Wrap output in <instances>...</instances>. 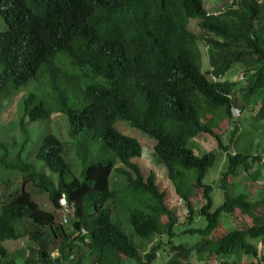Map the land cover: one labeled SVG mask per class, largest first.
<instances>
[{
    "label": "trees",
    "instance_id": "obj_1",
    "mask_svg": "<svg viewBox=\"0 0 264 264\" xmlns=\"http://www.w3.org/2000/svg\"><path fill=\"white\" fill-rule=\"evenodd\" d=\"M206 1L0 0L5 21L0 30V101L12 100L22 87L48 75L55 98L48 103L30 94L17 127L26 143L31 125L58 111L66 119L68 137L63 141L61 131L58 137L46 135L33 162L19 155L18 163L7 166L6 154L1 160L5 167L19 169L22 178L20 188L2 202L0 264H17L5 243L24 240L30 256L24 264H62L70 256V264H153L159 257L167 258V264H190L192 257L204 255L206 264L219 259V264H240L242 256L248 264H264L250 242L264 238V219L253 215L256 206L264 207V197L256 194L259 200H250L253 185L249 193L239 194L225 185L231 180L230 189L237 191V169L249 173L250 161L259 160L229 153L238 128L225 124L234 122V109L242 116L249 105L258 106L255 118L264 121V0H221L224 8L218 16L208 14ZM191 20H199L201 37L190 31ZM200 41L217 49L209 57L211 72L202 71ZM60 57L68 61L63 72ZM236 65L242 67L240 82L224 81ZM75 69L79 74L72 73ZM82 81L94 83L83 87ZM117 122L155 141L154 152L167 169L171 189L186 202L187 222L194 215L207 222L204 229L184 232L199 234V242L173 244L178 218L169 192L159 189L154 171L144 173L136 161L143 154L140 141L119 132ZM220 130L227 132L229 145ZM202 134L214 137L228 153L220 179L223 202L216 209L214 188L204 183L216 154L200 157L191 148ZM96 145L101 157L82 162L75 175L67 148L83 156ZM0 147L7 148L4 143ZM115 172L127 181L118 191L110 189ZM245 180L243 186L249 182ZM29 184L48 195L55 211L66 198L76 210L69 229L39 206L27 191ZM196 202L202 204L198 210ZM226 215L248 217L251 224L221 230ZM115 217L140 239L155 237L157 243L143 252ZM84 227L88 243L79 236ZM53 252L58 253L55 260Z\"/></svg>",
    "mask_w": 264,
    "mask_h": 264
},
{
    "label": "rangeland",
    "instance_id": "obj_2",
    "mask_svg": "<svg viewBox=\"0 0 264 264\" xmlns=\"http://www.w3.org/2000/svg\"><path fill=\"white\" fill-rule=\"evenodd\" d=\"M221 0H207L206 1V7L208 12H215L218 13L222 9V2ZM4 20L2 16L0 15V30L4 28ZM199 20H191L189 29L191 32L196 34L197 36L201 37L202 34L198 27ZM200 50L202 54V71L206 72L208 71V68L210 67L209 64V57L217 52L216 47L207 46L202 41L199 42ZM59 64H62V72L64 69H69L67 67L68 61L64 57H60ZM242 67L241 65L233 66L232 69L229 71V73L224 77V81H230V82H240L239 79H237V74L239 71H241ZM73 74H79V70L72 71ZM240 73V72H239ZM246 79V77H245ZM81 86L85 87L87 84L94 83L92 81H82ZM61 87H65V83L63 81H60L59 84ZM72 90V87H68V91L70 92ZM30 94H36L39 95L44 99L45 102H52V100L55 98L54 93L51 88V79L48 75H41V77L37 81H33L30 84H28L25 87H22L13 97L12 100L7 101H0V144H5L6 149L0 147V210L2 206L3 201L9 200V194L14 193L16 190H18V187L20 188L21 185V178L22 174L19 171V169H12L10 167H5L1 160L4 158V155L6 154V165L7 166H14L16 163H18V157L21 156L22 160L24 161H30L33 162V160L36 157V151L38 150V147L40 146L42 140L45 138L48 134H53L58 137V133L61 131L62 140L68 141L67 137V126L65 123V120L63 118H60V113H54L52 114L51 118L49 120H43L39 121L37 123H33L31 127L29 128V139L25 143L26 139L22 133L19 132L17 124L18 119L22 114L23 110V104L25 99ZM78 99V98H77ZM80 103V99H78ZM240 104V103H238ZM258 109V106H251L249 105L246 107L244 111H242V117L239 121H235L233 123L225 124L228 126V129L232 126H237L238 128V137L236 139V142L232 145V152L237 153L243 150H247L248 153H251L253 156L261 155L259 156V161H257L254 164H251L249 173H246L243 171V169H240V171L237 174V177L239 180V183L241 186L243 185L242 181H246L245 177H247V181H251L252 177H255L256 180L254 182L253 188L254 190H251V193L253 194L250 197V200L253 202H256V200H259L258 196L256 194L260 195V197H264V165L260 163V157L263 158L264 156V127L262 125L264 124V121L259 120L255 118L256 111ZM65 118V117H64ZM254 118L252 121L251 119ZM227 121V120H225ZM115 128L130 137H133L135 139H138L141 143V146L143 148V154L142 158L137 159L136 161L139 163V165L142 167L145 174H148L151 170L156 172L157 174V185L161 191L168 190L170 195V208L173 209L175 212L177 218H178V225L175 227L176 236L172 240L173 244L179 245L183 243H189L194 244L199 242L202 237L199 234H191V233H184L186 230L189 229H204L207 226V222L204 218L194 215L193 221L190 223L187 222V207L186 202L180 199V197L175 196L174 189H171L170 180L168 178L167 169L165 165L162 163V161L157 157V155L154 152V146L155 141L151 138L147 137L146 135L142 134L141 132L137 131L136 129L130 127L128 124L117 122L115 125ZM242 131V136H241ZM223 137V142L228 145L229 138L227 136V132L223 133L222 130H220ZM205 138L206 140H203ZM80 140V138H79ZM75 144L78 143V140H73ZM67 148V147H66ZM191 148L196 152V154L200 157H203L206 154H203L207 151L216 150L218 153V159L215 163V165L209 169L204 183L212 185L214 188L213 191V200H214V209H216L218 206H220L223 202V189L220 187V179L223 177V173L226 171V157L221 153V151L218 149V143L215 142V140L208 136V135H201L197 139H194V141H191ZM68 155L67 158L70 159L69 163L75 167L74 173L77 175L76 168L82 167V162H90L92 160H96L100 158V145H96L93 147L87 154H83V156H79L77 153L74 154L73 150L67 148ZM203 154V155H200ZM108 157L109 153L106 155L104 154L103 157ZM75 160L77 163L73 162ZM39 170L44 171V166L41 162L35 163ZM117 167H121L120 163ZM246 174V176H245ZM249 174V175H248ZM231 181V180H230ZM230 181L228 184H225L228 189L234 193L239 194L241 192L249 193L248 188L251 186V183L247 182L245 184V188H239L238 186H235V189H230ZM127 185L126 178L118 173L115 172L112 174L110 178V189L113 191H118L123 189ZM28 190L35 201L39 204V206L48 212H54L56 214V223L60 224V218H63V216L60 217L58 213L53 208V204L50 201L48 195L40 190H37L32 184H29ZM247 189V190H245ZM255 189H258V193H255ZM260 191V192H259ZM197 203V202H196ZM202 206L201 203L196 204L197 210ZM257 207V210L253 213V215L258 214L259 216L264 219V207ZM111 208V205H110ZM259 213H258V212ZM71 220V219H70ZM116 224L119 226L120 230L129 235V237L133 240L134 244L138 245L140 249L143 252H147L150 250V248L157 243V239L150 238L148 240H142L139 237H137L133 231L130 229V226L123 223L118 218L113 219ZM222 226L221 230L230 231L235 229V224L240 225H248L251 224V220L248 217H245L243 220L239 219L237 221L235 218L233 219L232 216L226 215L222 217ZM129 226V227H128ZM71 226H67L66 228H70ZM261 240V239H260ZM260 240H253L250 241L252 244L257 246L258 251H260V255L264 256V239L262 241ZM261 242V243H260ZM27 244L26 241H19V242H6L5 245L8 248V251L11 255V257L16 261L17 264H24L28 259H30V256H28L27 252ZM54 244L52 243L50 245V251L52 252L54 249ZM162 256V254L160 253ZM175 254L171 253V257H173ZM206 255H204L205 257ZM58 257V253L53 252L52 258L55 260ZM201 257L197 258V256H194L190 259V264H206V258ZM220 262V259L218 260ZM240 264H247V259H245L244 256H242ZM62 264H69L68 261L64 260ZM124 264H134L133 260H126ZM153 264H167V258L161 259L160 257L156 259V261Z\"/></svg>",
    "mask_w": 264,
    "mask_h": 264
},
{
    "label": "clouds",
    "instance_id": "obj_3",
    "mask_svg": "<svg viewBox=\"0 0 264 264\" xmlns=\"http://www.w3.org/2000/svg\"><path fill=\"white\" fill-rule=\"evenodd\" d=\"M223 8L224 7H222V9H221V11L220 12H218V13H215V12H208V14L209 15H213V16H218V15H220V14H222L223 13ZM206 10H207V7H206ZM0 15L3 17V9L2 8H0ZM208 71H212V67H209L208 68ZM207 72V71H206ZM234 119H233V121L235 120V121H239L240 120V118L242 117L241 116V114H240V112L237 110V109H234ZM239 125V124H238ZM237 125V126H238ZM262 127H264V124L262 125ZM202 135H208V136H210V137H212L211 135H209V134H202ZM201 136V135H200ZM241 136H242V131H241ZM199 137V136H198ZM197 137V138H198ZM238 137H240L239 135H238V131H237V135H236V139L238 138ZM197 138H195V139H197ZM214 140H215V142H217L216 141V139L214 138V137H212ZM203 140H206L205 138H203ZM192 141H194V139L192 140ZM235 142H236V140H235ZM234 142V143H235ZM233 143V144H234ZM232 144V145H233ZM229 145V144H228ZM232 145H230V150H229V153H231V155L232 156H235L236 154L238 155V154H244V153H246V154H249L250 155V157L251 158H253V157H258L259 158V156H261V155H256V156H253L251 153H248L247 152V150H243V151H240V152H237V153H234V152H232ZM219 149V148H218ZM220 150V149H219ZM221 151V153L223 154V155H225V157H226V166H227V152H224V151H222V150H220ZM210 152H215V154H216V157H217V159H218V153L216 152V150H212V151H207V152H205V153H203V154H208V153H210ZM203 154H200V155H203ZM261 159H260V163L261 164H263L264 165V156H263V158L262 157H260ZM217 161V160H216ZM259 161V160H258ZM257 161H255V162H251L250 161V166H251V164H254V163H256ZM216 163V162H215ZM250 166H249V169H250ZM240 169H243V167H239L238 169H237V172H239L240 171ZM244 170V169H243ZM209 171V170H208ZM226 171H227V169H226ZM225 171V172H226ZM224 172V173H225ZM156 173V172H155ZM224 173H223V175H224ZM245 176H246V174H245ZM158 177V176H157ZM237 180H238V177H237ZM250 183H251V181H249ZM248 182V183H249ZM231 183H233V181L231 182ZM242 183H244L243 181H242ZM253 185H254V183H253ZM236 186V185H235ZM239 188H245V184H244V186L242 185V186H240ZM247 190V189H246ZM255 193H258V192H255ZM253 194L251 193V196H252ZM181 199V198H180ZM62 200H64L65 201V203L67 204V206L69 207V208H71V209H73L72 207H70L69 206V204L67 203V200H66V198L65 197H62L60 200H59V209H57L56 210V213H58L59 215H60V217L61 216H63V209H64V206H63V204L61 203V201ZM182 201H183V199H181ZM256 201H258V200H256ZM187 210V209H186ZM258 212V211H257ZM74 213H76V210H74L73 209V212L70 214V215H68V217H67V223H64V221H63V218H60V221H59V223L60 224H62L63 226H68V225H70V219H71V216L74 214ZM188 213V212H187ZM259 213V212H258ZM254 216H257V217H259V218H262L261 216H259L258 214H256V215H254ZM233 219H234V217H233ZM242 219V218H241ZM243 220V219H242ZM237 221H239V219L237 220ZM240 222V221H239ZM240 223H242V222H240ZM249 225V224H248ZM83 230L84 231H86V234H84L83 233ZM79 236H83V237H85V242L86 243H88V237H89V231H88V229H87V227H84V228H82L81 229V231H80V233H79ZM264 238H261V240L260 241H262ZM261 243V242H260ZM73 257V259L72 260H70L71 258ZM245 259H247V258H245ZM74 260V256H70L69 257V259H67V261L69 262V264H70V262H72ZM221 260V259H220ZM247 262H249L248 261V259H247ZM214 264H219V261H215L214 262ZM248 264V263H247Z\"/></svg>",
    "mask_w": 264,
    "mask_h": 264
},
{
    "label": "built area",
    "instance_id": "obj_4",
    "mask_svg": "<svg viewBox=\"0 0 264 264\" xmlns=\"http://www.w3.org/2000/svg\"><path fill=\"white\" fill-rule=\"evenodd\" d=\"M61 203L64 206L63 221H64V223H67V217H68V215H70L73 212V209L69 208L64 200H62ZM83 233L86 234V231L83 230ZM72 259H73V257L70 260H72Z\"/></svg>",
    "mask_w": 264,
    "mask_h": 264
},
{
    "label": "crops",
    "instance_id": "obj_5",
    "mask_svg": "<svg viewBox=\"0 0 264 264\" xmlns=\"http://www.w3.org/2000/svg\"><path fill=\"white\" fill-rule=\"evenodd\" d=\"M253 184L251 183V186H252Z\"/></svg>",
    "mask_w": 264,
    "mask_h": 264
}]
</instances>
